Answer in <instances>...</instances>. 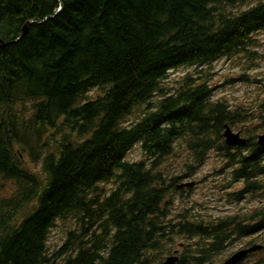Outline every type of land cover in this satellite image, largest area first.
<instances>
[{
	"label": "trees",
	"instance_id": "obj_1",
	"mask_svg": "<svg viewBox=\"0 0 264 264\" xmlns=\"http://www.w3.org/2000/svg\"><path fill=\"white\" fill-rule=\"evenodd\" d=\"M252 1L0 0V180L14 189L0 199V264L54 263L58 220L77 222L63 264H163L176 251L177 264H219L238 240L264 245V206L218 217L173 206L186 197L178 183L212 151L243 185L228 197L262 195L264 101L255 113L214 102L209 82L191 74L175 93L163 86L171 71L251 53L264 0L232 10ZM93 89L102 94L90 99ZM226 125L240 128L244 147L226 144ZM137 144L144 159L129 162ZM183 150V172H166ZM176 238L181 254L170 249ZM252 256L264 264V249Z\"/></svg>",
	"mask_w": 264,
	"mask_h": 264
},
{
	"label": "rangeland",
	"instance_id": "obj_2",
	"mask_svg": "<svg viewBox=\"0 0 264 264\" xmlns=\"http://www.w3.org/2000/svg\"><path fill=\"white\" fill-rule=\"evenodd\" d=\"M258 2L259 0H254L232 11L247 10ZM253 38V44L247 47L251 53L242 52L231 58H222L208 67L197 69L180 68L172 71L163 84L164 88L169 92L175 93L180 86L181 80L186 75L191 74L194 78L201 77L202 80L206 79L209 82L213 88L212 101L225 100L233 109L242 107L249 113H255L260 103L264 101V31L255 34ZM197 72H201V75H198ZM101 94L102 92L99 89H93L88 93V98L95 99ZM157 100L158 96L153 99V103H156ZM142 113L143 111H136L129 117L125 126H131L138 122L143 115ZM231 128L234 132H238L240 129L239 127ZM143 159L141 144H137L129 153L127 160L135 163ZM189 159L190 156L185 150L179 151L167 161L164 169L170 174H179L183 172V168ZM28 166L36 172L41 171V162L34 164L28 161ZM261 180L264 181V179ZM183 183H194V186L192 191H187L189 188H184L186 197L180 198L179 194L176 195L173 206H176L178 210H182L185 207H193L195 212H199L201 215L218 217L237 212L240 208L250 210L256 206H264V191L261 196L257 195L255 197L249 194L246 199L240 202L233 201L231 197H228L229 194L240 191L243 185L232 182L229 171L224 168L221 156L215 151L209 153L205 163L197 169L195 175L183 179L178 185ZM100 186L106 192H110L115 187L113 183L101 184ZM13 191L12 184L0 180V199L9 197ZM76 226V220L56 221L48 241L49 254L54 260L52 264H63L64 256L58 252L66 242L68 233L73 231ZM258 237H264V233L258 235ZM249 240L236 241L224 254L217 258L216 263H220L218 260L226 258L245 246ZM183 242L185 241L176 238L170 249L173 252L179 250L181 254L184 249Z\"/></svg>",
	"mask_w": 264,
	"mask_h": 264
},
{
	"label": "water",
	"instance_id": "obj_3",
	"mask_svg": "<svg viewBox=\"0 0 264 264\" xmlns=\"http://www.w3.org/2000/svg\"><path fill=\"white\" fill-rule=\"evenodd\" d=\"M60 10L61 9H59L56 13L60 12ZM33 23H34V21H31L24 26V28L22 30V34L20 35L19 38H21L27 32L29 25L33 24ZM0 43H2L1 40H0ZM223 136H224L226 144L230 147H244L247 143V140L244 137H242L241 132H234L233 129L228 125H226V127H225V131H224ZM258 143H259V145L264 146V135L258 136ZM186 186L192 187L193 184H187ZM262 249H263L262 245L255 244L249 249L241 250V251L235 253L228 260H226L223 264H238L244 258H246V256L248 254L261 251ZM179 260H180V258L177 255V252H175V254L172 256H169L164 261L163 264H177L179 262Z\"/></svg>",
	"mask_w": 264,
	"mask_h": 264
},
{
	"label": "flooded vegetation",
	"instance_id": "obj_4",
	"mask_svg": "<svg viewBox=\"0 0 264 264\" xmlns=\"http://www.w3.org/2000/svg\"><path fill=\"white\" fill-rule=\"evenodd\" d=\"M230 233H232V231H230ZM233 239H237L236 236H232ZM249 246H243L241 249H244V248H248ZM255 258L256 257H253L251 255H249L246 260L242 263V264H247V263H252V264H256L257 261H255Z\"/></svg>",
	"mask_w": 264,
	"mask_h": 264
},
{
	"label": "bare ground",
	"instance_id": "obj_5",
	"mask_svg": "<svg viewBox=\"0 0 264 264\" xmlns=\"http://www.w3.org/2000/svg\"><path fill=\"white\" fill-rule=\"evenodd\" d=\"M255 6V5H254ZM34 24V23H33ZM29 28V27H28ZM262 33V32H261ZM258 34V33H257ZM2 44V43H1ZM206 67V66H205ZM172 72V71H171ZM190 75V74H189ZM165 82V81H164ZM182 82V81H181ZM181 84V83H180ZM146 108V107H145ZM151 108V107H150ZM54 228V227H53ZM228 234V233H227ZM51 235V234H50ZM226 236V235H225ZM48 245V244H47Z\"/></svg>",
	"mask_w": 264,
	"mask_h": 264
}]
</instances>
